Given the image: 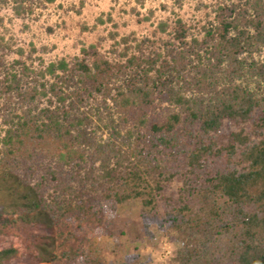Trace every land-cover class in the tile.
I'll use <instances>...</instances> for the list:
<instances>
[{
  "label": "trees",
  "instance_id": "trees-1",
  "mask_svg": "<svg viewBox=\"0 0 264 264\" xmlns=\"http://www.w3.org/2000/svg\"><path fill=\"white\" fill-rule=\"evenodd\" d=\"M216 12L191 49L177 22L181 52H171L173 62L162 63L156 77V59L143 68L94 53L90 63L86 50L38 74L43 82L22 99H46L48 107L17 118L0 142V264L19 251L37 263L34 254L50 245L51 264H101L82 235L107 229L106 205L136 201L144 221L160 220L182 242L177 264H264V0L220 4ZM190 54L207 63L194 67L203 81L182 75ZM20 65L22 76L12 75L11 84L5 77L6 91L30 84L31 70ZM217 76L223 89L208 100H188L182 86H170L202 92ZM115 83L123 89L118 99L111 98ZM98 98H111L125 118L106 140L91 115ZM158 101L181 111L163 120ZM131 122L135 131L122 134Z\"/></svg>",
  "mask_w": 264,
  "mask_h": 264
},
{
  "label": "rangeland",
  "instance_id": "rangeland-1",
  "mask_svg": "<svg viewBox=\"0 0 264 264\" xmlns=\"http://www.w3.org/2000/svg\"><path fill=\"white\" fill-rule=\"evenodd\" d=\"M237 1L0 0V142L5 133L13 129L17 118L48 107L46 99L29 105L28 101L22 99V94L43 82L38 74L49 64L61 60L72 63L82 58L81 51L86 50L90 63L94 53L113 65L124 64L131 59L135 67L143 68L150 67L151 60L156 59L155 69L151 72V76L156 77L155 70H159L162 63L173 62L170 53L181 52L175 40L178 21L187 29V43L191 49L195 47V41L202 42L205 31L215 24L217 7ZM190 61L191 64L188 63ZM185 62L188 66L182 75L186 80L194 78L203 81L198 70L206 67L207 63H200L191 54L187 55ZM20 64L31 70L29 78L26 77L30 84L26 86L21 83L18 91H6L3 88L5 77L8 78L7 84H11L9 79L12 75L22 76ZM30 79H36V83ZM46 80L50 78L46 77ZM203 83L207 88L202 92L195 88L187 91V85L182 82L178 84L174 81L170 86L174 91L182 86L179 92L192 101L197 98L208 100L223 89L221 76ZM214 88L217 91H213ZM112 89L111 98L118 99L119 91L123 90L121 84L115 83ZM111 98L107 102L98 98L97 103L92 105L94 129L101 140L109 139L113 128L118 129L125 119L121 108L116 107ZM155 109V115L163 120L181 111V107L172 102L158 101ZM137 119L135 115L133 122L136 123ZM133 122L127 125V129H121V133L135 131ZM140 131L146 133L147 129L141 128ZM178 187V183H173L170 190L176 191ZM141 212L142 204L139 201L108 204L104 207L107 229L94 232L85 230L81 234L83 240L88 239L85 245L90 243L98 248L101 264H177L175 258L182 248V242L173 234L168 235L165 228L160 226V220L144 221ZM47 235L53 236L54 233L49 231ZM14 246L18 248L19 245ZM48 248L47 253L39 251L34 254L37 263L33 264H51L54 248L52 245ZM8 264L32 263L27 262L22 251H19Z\"/></svg>",
  "mask_w": 264,
  "mask_h": 264
}]
</instances>
